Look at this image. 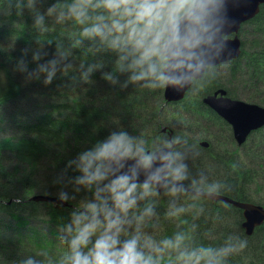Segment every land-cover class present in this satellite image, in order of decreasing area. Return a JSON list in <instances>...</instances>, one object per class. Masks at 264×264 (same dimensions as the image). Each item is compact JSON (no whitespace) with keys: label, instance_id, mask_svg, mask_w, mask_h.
<instances>
[{"label":"trees","instance_id":"trees-1","mask_svg":"<svg viewBox=\"0 0 264 264\" xmlns=\"http://www.w3.org/2000/svg\"><path fill=\"white\" fill-rule=\"evenodd\" d=\"M6 3L0 0V108L28 98L36 101L29 107L37 108V112L30 123L22 122V118L10 122L0 119V264H20L37 252L47 254L37 257L40 264H59L66 246L58 239V226L67 221L79 201L90 195L83 189L73 192L67 181L79 173L67 167V162L118 128L138 136L147 149H152L167 139L161 133L163 127L172 131L173 121L184 122L185 131L173 130L176 142H188L176 148L186 165L182 183L195 191L264 207V129L238 147L231 127L200 100L222 89L233 99L264 106V5L241 30L239 59L218 66L214 77L193 84L179 110L169 105L161 112L166 103L164 88L129 85L121 89L101 79L99 71L90 84L71 83L82 62L100 59L106 64L104 70L114 71V57L108 54L92 57L75 50L72 68L58 74L50 85L44 86L42 80L26 81L24 74L15 70L22 51L29 50L24 59L31 70L35 67L31 53L37 41L48 53L44 60L50 59L56 41L67 43L77 26L71 22L50 24L48 32L40 34L32 27L26 8L9 12ZM54 3L56 0H39L37 6L43 12ZM125 78L119 77L121 82ZM28 91L38 95L31 98L26 95ZM189 130L194 135L186 134ZM201 140L208 141L210 147H200ZM61 191L74 197L65 201L71 208L29 201L35 195L58 198ZM147 204L152 205L154 215L141 224L142 239L151 237L159 245L182 234L187 249H218L245 241L244 249L222 258L223 264H264V224L247 236L243 213L234 206L167 189L140 202V208ZM173 212L175 215H170ZM152 255L156 264H181L176 249Z\"/></svg>","mask_w":264,"mask_h":264},{"label":"clouds","instance_id":"clouds-1","mask_svg":"<svg viewBox=\"0 0 264 264\" xmlns=\"http://www.w3.org/2000/svg\"><path fill=\"white\" fill-rule=\"evenodd\" d=\"M38 3L7 0L6 8L9 12L26 8L40 34L47 33L50 24L68 22L77 30L67 43L57 40L47 60L44 45L37 41L31 70L24 59L29 50L24 49L15 70L26 81L50 85L58 74L72 68L73 52L80 50L92 57H114V71L104 70L106 64L100 59L82 62L71 76L72 84H90L99 71L101 79L121 89L139 85L180 92L215 76L227 47L225 29L234 24L227 6L236 0H56L43 12ZM121 75L126 77L122 82ZM175 143V139H162L147 149L141 138L118 128L68 160L67 167L79 175L67 183L73 192L83 189L90 195L58 226V239L66 246L59 264H156L152 253L169 248L178 251L181 264H223V257L246 247L245 241H239L218 249H187L182 234L159 245L151 237L142 239L140 226L154 211L151 204L141 209L140 202L158 195V188L175 193L180 190L176 185L186 179L184 157L173 148ZM58 198L74 199L65 191ZM44 255L37 252L20 264H40L37 257Z\"/></svg>","mask_w":264,"mask_h":264},{"label":"water","instance_id":"water-1","mask_svg":"<svg viewBox=\"0 0 264 264\" xmlns=\"http://www.w3.org/2000/svg\"><path fill=\"white\" fill-rule=\"evenodd\" d=\"M264 0H236V3H230L227 6V15L234 24L230 28L225 29L224 39L227 47L222 56V62L217 66L236 61L242 54V39L240 33L242 27L248 24L260 13ZM192 85L186 86L182 91L177 92L171 88H165L164 99L166 103H178L184 99L185 94ZM203 104L210 110L215 112L222 118L232 129L233 138L236 144L243 146L250 136L264 128V106L250 104L239 99H233L228 96L225 90H217L213 95H209L203 99ZM163 133L168 132L167 128H163ZM169 133V132H168ZM170 138L172 132L169 133ZM171 141V140H170ZM181 143L173 144L175 149ZM209 143L204 141L201 146L209 147ZM143 177H141V180ZM180 189L179 193L184 190V194H189L199 198H203L212 202H220L229 204L239 209L243 213L244 223L243 229L247 236H252L255 230L264 224V207L252 203L238 202L223 195L212 192L195 191L186 187L182 182L176 185ZM166 189L158 188V193L163 194ZM34 203H50L60 208H71L67 202H62L57 197L46 195H35L29 200Z\"/></svg>","mask_w":264,"mask_h":264},{"label":"rangeland","instance_id":"rangeland-1","mask_svg":"<svg viewBox=\"0 0 264 264\" xmlns=\"http://www.w3.org/2000/svg\"><path fill=\"white\" fill-rule=\"evenodd\" d=\"M26 95L27 96H30L32 98V97L37 96L38 93L37 94H33L31 91H28V94H26ZM31 103L34 105V104H36V101L30 100L28 98H22V99L15 100L14 102L8 104L7 106L6 105L5 106H2L0 108V119L5 120V122H10L13 119H20V118H22L21 119L22 122H24V123H30L29 122V119H31L32 118L31 116H33L37 112V108L32 109V107H29V105ZM42 105L43 104H40V107H42ZM15 115H16V117H15ZM19 115H21L22 117H20ZM171 127H172V129L177 130V126H176V123L175 122L172 123ZM178 193L179 192H177V194ZM183 195H189V194H184L183 193ZM189 196H192V195H189ZM192 197H196V196H192ZM196 198H199V197H196Z\"/></svg>","mask_w":264,"mask_h":264},{"label":"flooded vegetation","instance_id":"flooded-vegetation-1","mask_svg":"<svg viewBox=\"0 0 264 264\" xmlns=\"http://www.w3.org/2000/svg\"><path fill=\"white\" fill-rule=\"evenodd\" d=\"M220 66V65H219ZM218 67V66H217ZM192 88V86L190 87V89ZM189 89V90H190ZM189 90L187 91V93L185 94V96H184V99L182 100V101H180V102H178V103H175V104H172V103H165V105L162 107V110H161V112L164 110V108L165 107H167V106H172V107H174V108H176L177 110H179L180 109V106L183 104V102L186 100V98H187V96H188V93H189ZM215 93V92H214ZM214 93H212L211 95H213ZM210 95V94H209ZM209 95H207V96H209ZM207 96H205V97H207ZM205 97H201L200 98V100L202 101V103H203V99L205 98ZM165 100V99H164ZM166 102V101H165ZM204 105V104H203ZM205 106V105H204ZM208 108V107H207ZM173 122H175L176 123V126H177V130H174V131H185L186 130V126H185V124H184V122H182V121H173ZM163 128H167V127H163ZM163 128H162V130H163ZM168 129V128H167ZM173 130L171 131V130H169L168 129V132L170 133V132H172V137L170 138V134L168 133V132H166V133H163V131L161 132L162 133V135H164V136H166L167 137V139L170 141V140H173ZM255 133V132H254ZM253 133V134H254ZM186 134H189V135H194V132H192V131H190L189 130V133H186ZM234 139V138H233ZM204 141H206V140H201L200 142H199V146L200 147H202L201 146V144L204 142ZM206 142H208V141H206ZM234 142H235V140H234ZM176 143H181V145H187L188 144V142L187 141H180V142H176ZM209 143V142H208ZM236 143V142H235ZM210 144V143H209ZM181 145H179V146H181ZM237 145V144H236ZM178 146V147H179ZM238 146V145H237ZM209 147H210V145H209ZM208 147V148H209ZM239 147V146H238ZM177 148V147H176ZM176 148H175V150H176ZM202 148H204V147H202ZM208 148H205V149H208ZM183 192H184V190L181 192V193H178V194H183ZM175 193H177V192H175Z\"/></svg>","mask_w":264,"mask_h":264}]
</instances>
